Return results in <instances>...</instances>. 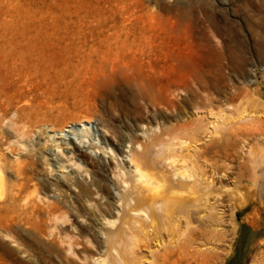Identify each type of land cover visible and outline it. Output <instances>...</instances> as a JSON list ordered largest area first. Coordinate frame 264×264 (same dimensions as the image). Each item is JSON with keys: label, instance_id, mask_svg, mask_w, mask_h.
I'll return each instance as SVG.
<instances>
[{"label": "rangeland", "instance_id": "rangeland-1", "mask_svg": "<svg viewBox=\"0 0 264 264\" xmlns=\"http://www.w3.org/2000/svg\"><path fill=\"white\" fill-rule=\"evenodd\" d=\"M185 84L188 90L182 88ZM0 97L10 108L8 119L23 116L34 126L33 142L27 140L31 145L41 130L90 118L98 143L116 150L119 136L129 139L135 131L143 139V129L150 125L183 123L185 117L193 122L195 103H204L197 111L210 110L213 116L221 110L236 112L242 105L254 114L259 108L256 115L263 111L264 117V0H0ZM168 98L177 103L175 109ZM143 123L147 127L140 130ZM249 131L240 133L235 148L226 152H206L209 141H201L198 150L208 153L203 152L201 161L211 155L223 165L215 187L223 194L219 207L225 216L214 225L202 218L206 210L194 207L193 254L189 260L176 255L178 264H264V190L253 167L264 153V137ZM41 146L35 147V155H23L37 162H31V176L37 183L42 178L38 186L31 181V202H36V207L31 203V214L36 213L31 225L8 220L11 215H3L0 199V264H82L78 255L63 258L59 242L49 248L47 227L51 231L53 221L44 208L57 195L60 204L72 209V218L64 226L59 220L55 230L86 238L88 210L73 213L74 190H53L48 181L61 174L59 162H66L65 173L77 171L88 179L91 167L81 160L78 169L62 154L57 165H47L48 159L36 156L45 148ZM251 147L257 158L248 153ZM233 189L247 193L246 203L237 208ZM217 195L210 196L211 202ZM143 249L150 257L149 247Z\"/></svg>", "mask_w": 264, "mask_h": 264}, {"label": "bare ground", "instance_id": "bare-ground-1", "mask_svg": "<svg viewBox=\"0 0 264 264\" xmlns=\"http://www.w3.org/2000/svg\"><path fill=\"white\" fill-rule=\"evenodd\" d=\"M182 88L188 90V85L185 84ZM145 96L153 97L154 93H148ZM209 98H206L207 102ZM168 100L175 109L177 106L175 100L172 98ZM210 101L212 102L213 99ZM202 106L195 103L193 122H189L185 117L183 123L169 126H160L157 123L156 126L150 125L143 129L144 123L138 125L140 130L143 129V139H139L137 136L139 133L135 131L131 132L129 139L120 136L116 139L113 136L115 134H111L117 140L116 150H114L110 145L106 147L98 143L96 130L90 126V118L65 121L49 131L41 130L44 140L41 141L40 135L38 141L36 139V144L31 145L27 143V140H31L34 136L31 135L34 126L32 127V124L23 116L8 119L10 108L0 97V199L3 201L1 202L4 210L2 211L5 213L3 215L7 217L11 215L8 220L25 221L31 225V215L34 214H31V207L33 203L34 206L36 204L31 202V194L33 195L30 191L31 181L35 180L34 175L31 176V162L33 161V164L37 162L23 155L26 153H29V156L35 155V147L44 145L45 148L41 146L43 149L41 148V152L36 156L40 159L44 158L45 161L48 159L47 165H57L59 154H62L66 156L68 162L76 164L78 169H81L82 160L92 170L90 179L88 176L83 177L85 174H79L77 171L67 174L64 170L68 167L66 162H59L58 169L61 174L53 176L52 180L48 181V185L51 184L53 190H59L62 187L74 190L77 208L73 213L78 211L82 214L83 210L86 213L88 210L86 219L90 224L86 238L69 234L65 230L56 231L60 229L58 226H61V224L56 225L59 220L64 226L67 220L72 218V209L67 208L68 206L64 207L62 202L60 204L56 198L57 193L56 197L52 195V198L44 194L45 198H48L47 201L51 199L48 207L45 204L46 200L43 201L45 205L42 204L46 206L45 212L47 210L48 215L51 216L52 220L49 222L53 221L50 225L51 231L47 227L49 237L51 236L50 249L59 242L58 247L64 254L63 258L68 260L72 255H78L82 264H178L179 257L189 260L193 254L191 242L194 238L190 239V237L191 225L195 219L194 207L206 210L202 218H208L214 225L222 224L225 216L224 209L219 207L222 205L219 200L223 194L215 187V178L221 165L211 155L201 161L203 152L218 153L221 149H225V152L227 149H233L237 144L238 135L252 129L259 137H264L262 126L264 117L261 116L263 111L256 115L259 108L254 111L255 114L254 109H252L253 114L247 109L246 111L249 112L247 114L241 105L243 111L241 107L237 108L239 110L236 112L221 110L213 116L210 110H196L204 108ZM112 136L108 137V140L113 143L115 139ZM203 139L204 142L209 141V145H206L205 151L200 152L198 147ZM249 149L248 153L257 158L254 148ZM253 167L256 179L261 180L259 189L262 191L264 190V153L261 155V160L257 161ZM51 168L53 169V166ZM242 174L240 178H243ZM46 179L49 180L47 177ZM40 180L37 183L36 178V186L40 185ZM38 190L35 195L39 193ZM215 192L218 193V198L211 202L210 196H213ZM231 192L233 208H237L239 203L243 204L242 202L247 199V193L243 191L233 189ZM99 196L100 199L97 200ZM39 202L41 203L42 200ZM45 214L44 216L47 215ZM39 216L37 215V218ZM202 234L205 233L202 232ZM10 238H12L11 234ZM15 239L12 238L13 241ZM100 243H103L105 248H101ZM144 247H149L150 257L143 253Z\"/></svg>", "mask_w": 264, "mask_h": 264}]
</instances>
